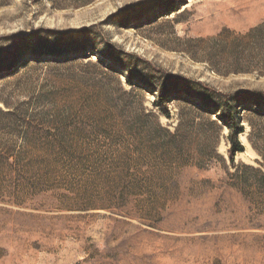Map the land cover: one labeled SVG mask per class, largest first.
<instances>
[{
	"label": "rangeland",
	"instance_id": "rangeland-1",
	"mask_svg": "<svg viewBox=\"0 0 264 264\" xmlns=\"http://www.w3.org/2000/svg\"><path fill=\"white\" fill-rule=\"evenodd\" d=\"M263 24L264 0H0V264H264V115L239 110L234 165L210 125L264 91Z\"/></svg>",
	"mask_w": 264,
	"mask_h": 264
},
{
	"label": "trees",
	"instance_id": "trees-1",
	"mask_svg": "<svg viewBox=\"0 0 264 264\" xmlns=\"http://www.w3.org/2000/svg\"><path fill=\"white\" fill-rule=\"evenodd\" d=\"M264 28V24L255 28L254 32H261ZM167 92L168 86L166 82L160 85V94L159 99L154 102V105L159 108L161 114L166 116L167 118H171V110L167 101ZM216 93V92H215ZM219 104H220V114L217 115L220 124L212 121L210 125L213 128L221 129L226 128L228 130V140L230 146L228 148L229 159L231 163L235 164V158L238 153H242L245 151V145L241 141L240 136L246 132V124L245 120L249 123L251 127H254L251 120L247 117H244L239 110H247L249 109L250 113H258L264 115V91H253L250 93H243L237 95H225L220 93L219 95ZM201 101L206 105L205 114H207L210 118L213 110L216 108L214 101H216V96L212 94L211 96H201ZM214 107V108H213ZM253 107L257 108L256 110ZM241 108V109H239ZM208 109V111H206ZM208 117V119H209Z\"/></svg>",
	"mask_w": 264,
	"mask_h": 264
}]
</instances>
